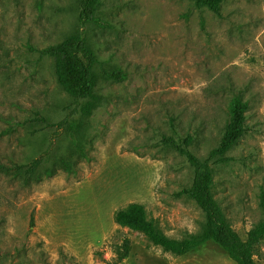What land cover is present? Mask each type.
Returning a JSON list of instances; mask_svg holds the SVG:
<instances>
[{"label": "rangeland", "instance_id": "1", "mask_svg": "<svg viewBox=\"0 0 264 264\" xmlns=\"http://www.w3.org/2000/svg\"><path fill=\"white\" fill-rule=\"evenodd\" d=\"M80 10V0H0V132L15 128L0 136V163L46 158L29 182L0 172V264H237L214 241L166 252L114 215L138 203L170 238L201 233L205 213L177 195L193 168L162 139L191 134L207 158L240 97L248 131L213 166V192L243 239L264 219V0H226L221 16L192 0H102L103 25H82ZM81 31L100 63L93 99L76 106L38 50ZM36 111L51 126L17 124ZM66 118L75 128L59 125ZM255 259L264 264V240Z\"/></svg>", "mask_w": 264, "mask_h": 264}, {"label": "trees", "instance_id": "2", "mask_svg": "<svg viewBox=\"0 0 264 264\" xmlns=\"http://www.w3.org/2000/svg\"><path fill=\"white\" fill-rule=\"evenodd\" d=\"M198 8L207 7L216 15L221 16L222 4L226 0H192ZM102 0H80L79 21L82 25L94 23L103 25L105 20L99 15ZM42 57H49L54 60L58 78L62 87L72 96L76 106L82 100H92L96 88L93 67L99 64L97 52L89 43L84 31L70 35L63 41L49 45L42 50H38ZM102 74L106 79L123 81L126 73L121 68L105 69ZM229 119L223 132L219 145L211 150L205 159L197 156L191 146L194 143V136L191 134L185 137L175 138L164 136L162 141L165 146L173 148L179 154L186 157L194 171L191 185L184 187L177 193L178 196L191 198L202 209L206 216V224L203 231L199 234L190 236L187 239L170 238L158 230L153 220L148 219L146 209L142 204L132 203L126 208L118 210L114 219L117 224L127 226L135 231L142 232L155 246L161 247L164 251L181 256L187 252L214 241L219 244L237 264H258L255 256L257 248L264 240V219L256 224L243 239L232 227L226 214L214 196L213 166L217 163L226 162V153L239 142L247 133V114L248 103L240 97H234L229 106ZM74 111H76L74 109ZM29 122L39 125L51 126L48 119L40 112L36 111L33 118L27 119L22 126ZM74 119L66 118L59 122V125L66 129L75 128ZM16 124V125H17ZM14 126L10 125L0 132V136L14 131ZM46 161L44 155L35 158L29 163H14L6 165L0 163V172L21 176L25 182H29ZM61 163L65 168H71L70 163L64 159ZM52 173L53 169L46 170ZM261 206L264 210V196L261 199ZM131 251L130 239H125L123 244L116 248L119 261L124 260Z\"/></svg>", "mask_w": 264, "mask_h": 264}]
</instances>
